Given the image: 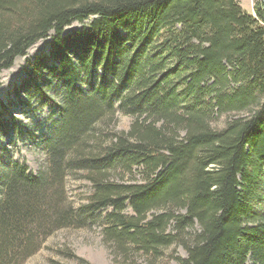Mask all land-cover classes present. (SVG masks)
<instances>
[{"label": "trees", "instance_id": "16d2710c", "mask_svg": "<svg viewBox=\"0 0 264 264\" xmlns=\"http://www.w3.org/2000/svg\"><path fill=\"white\" fill-rule=\"evenodd\" d=\"M256 1L251 15L238 0H0V73L54 32L33 66L62 100L36 86L59 117L46 170L12 162L0 176V264H25L56 232L96 223L112 248L151 264L172 247L187 254L172 256L178 264H264ZM73 22L91 23L67 36ZM119 113L134 118L127 132L109 130ZM73 173L94 188L79 209Z\"/></svg>", "mask_w": 264, "mask_h": 264}, {"label": "rangeland", "instance_id": "374dc122", "mask_svg": "<svg viewBox=\"0 0 264 264\" xmlns=\"http://www.w3.org/2000/svg\"><path fill=\"white\" fill-rule=\"evenodd\" d=\"M243 9L254 15L256 0H238ZM91 22H73L66 28V35L81 31ZM54 32L33 45L24 57H19L13 67L0 73V176L4 166L19 162L38 175L48 167L45 144L50 140L59 121L56 105L61 104L60 88L51 84L44 71L35 74L33 64L38 58L50 57ZM42 86L55 99L54 106L43 103L36 86ZM50 85V90H47ZM222 118L218 126L225 124ZM134 118L118 114L109 129L129 131ZM105 129V132H109ZM106 134V133H105ZM67 192L76 209L87 205L93 194L92 184L83 173H73L67 179ZM111 211V210H109ZM156 264H178L172 256L186 258V252L172 247L164 252ZM25 264H151L141 254L124 255L106 241L100 223L82 229H64L52 235L43 248ZM155 264V263H153ZM252 264V263H250Z\"/></svg>", "mask_w": 264, "mask_h": 264}, {"label": "built area", "instance_id": "2783aa9c", "mask_svg": "<svg viewBox=\"0 0 264 264\" xmlns=\"http://www.w3.org/2000/svg\"><path fill=\"white\" fill-rule=\"evenodd\" d=\"M260 1H263L264 2V0H260Z\"/></svg>", "mask_w": 264, "mask_h": 264}]
</instances>
